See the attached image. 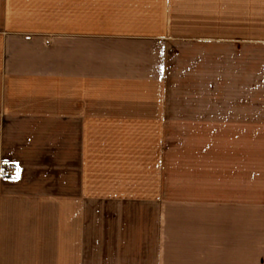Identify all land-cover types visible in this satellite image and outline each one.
Wrapping results in <instances>:
<instances>
[{"label":"crops","instance_id":"1","mask_svg":"<svg viewBox=\"0 0 264 264\" xmlns=\"http://www.w3.org/2000/svg\"><path fill=\"white\" fill-rule=\"evenodd\" d=\"M242 4L0 0V166L15 167L0 172V264H264L262 177L223 194L138 186L160 187L159 224L115 247L81 226L108 198L109 172L146 153L157 128L216 125L223 101L264 176V0ZM230 26L245 33L220 34Z\"/></svg>","mask_w":264,"mask_h":264},{"label":"rangeland","instance_id":"2","mask_svg":"<svg viewBox=\"0 0 264 264\" xmlns=\"http://www.w3.org/2000/svg\"><path fill=\"white\" fill-rule=\"evenodd\" d=\"M231 3V0H229ZM244 0H235L236 6H242ZM245 33L240 28L231 31H220V34L242 36ZM248 34L258 35V31L247 30ZM250 49L254 47H248ZM225 92L222 88L221 93ZM227 98L223 95L222 99ZM218 124L213 126H175L172 128H157L158 133L147 144L146 153H140L139 158L125 160L124 168L109 172L108 198L93 199L86 209L87 219L81 223L82 230L88 231L89 236L107 237L106 239H89L91 245L115 247L118 237H124L129 231H147L157 229L158 226V193L160 187L147 191H137L135 188L143 184L169 185L173 188L171 194L179 184H201L204 188L227 189L218 193H231V182L256 183L262 177L258 174L263 160L257 155L255 142L251 141L250 128H231V102H221ZM151 138V137H149ZM149 147V148H148ZM258 149V145L256 147ZM128 164V165H127ZM12 166L13 173L8 174L6 168ZM0 172L5 176H14L13 164H1ZM117 177L115 182L112 178ZM176 186V187H174ZM134 189V191H132ZM147 193V199L131 201V196ZM202 193H210L202 191ZM123 195V198L113 196ZM129 198H126L128 197ZM155 198V199H153ZM54 213V212H53ZM51 211L38 209L37 215L52 217ZM45 220L43 229L52 230V221ZM34 229L35 225H28ZM39 229L41 225L39 224ZM122 241V240H120ZM98 243V244H97ZM261 259V257H260Z\"/></svg>","mask_w":264,"mask_h":264},{"label":"built area","instance_id":"3","mask_svg":"<svg viewBox=\"0 0 264 264\" xmlns=\"http://www.w3.org/2000/svg\"><path fill=\"white\" fill-rule=\"evenodd\" d=\"M6 172H7L8 174L13 173V167H12V166L7 167V168H6Z\"/></svg>","mask_w":264,"mask_h":264}]
</instances>
